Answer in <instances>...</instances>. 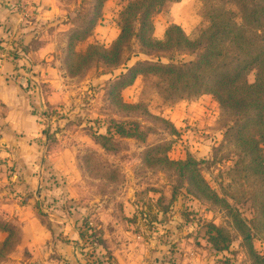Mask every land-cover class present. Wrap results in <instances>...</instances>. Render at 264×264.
Segmentation results:
<instances>
[{
    "label": "rangeland",
    "instance_id": "374dc122",
    "mask_svg": "<svg viewBox=\"0 0 264 264\" xmlns=\"http://www.w3.org/2000/svg\"><path fill=\"white\" fill-rule=\"evenodd\" d=\"M137 1L0 0V264H253L230 209L264 258V173L245 143L264 155V126L240 128L242 114L234 126L204 87L168 97L149 75L128 85L125 66L155 60L131 34L139 15L122 17ZM175 3L152 13L154 36L172 17L194 39L212 10L245 5ZM121 18L129 46L115 51Z\"/></svg>",
    "mask_w": 264,
    "mask_h": 264
},
{
    "label": "trees",
    "instance_id": "16d2710c",
    "mask_svg": "<svg viewBox=\"0 0 264 264\" xmlns=\"http://www.w3.org/2000/svg\"><path fill=\"white\" fill-rule=\"evenodd\" d=\"M167 1L175 3L181 0H138L130 3L127 11L122 13V17L126 12L130 15L136 12L134 16L139 15V29L131 34L138 38L141 45L139 52L155 59L145 63L138 60L133 66H125V71L131 75L128 85L138 76L149 75L164 84L168 97L173 96L172 93L176 91L199 92L204 87L222 107L234 111V126L240 121V118L237 119L240 114L247 122V125L240 128L245 129L248 125L264 126V0H243L245 5L239 13L232 10H212L208 26L194 39H190L175 23H169L162 37L157 38L153 35L151 15L160 11ZM247 4L252 8H245ZM128 20L130 19L126 18L124 21L121 18L119 21V32L111 45L112 50L129 46L127 40L123 41L130 29ZM175 55L194 57L190 60H175ZM252 70L255 76L251 83L247 80V75ZM117 129L125 137L139 139L143 135L137 127L133 132L124 130L122 125H118ZM261 139L264 140V132ZM245 143L250 148L253 171L257 175L263 174L264 155L260 152L258 142L248 138ZM230 211L253 264H264V258L252 246V236L246 222L237 212L232 209ZM0 229L9 233L10 226L0 224ZM215 230L220 241L225 243L223 247L227 248L230 239L220 228L216 227Z\"/></svg>",
    "mask_w": 264,
    "mask_h": 264
},
{
    "label": "crops",
    "instance_id": "0c3cea01",
    "mask_svg": "<svg viewBox=\"0 0 264 264\" xmlns=\"http://www.w3.org/2000/svg\"><path fill=\"white\" fill-rule=\"evenodd\" d=\"M175 4H177V3H175ZM5 13H7V12H5ZM0 16H1V12H0ZM169 23H175V24H177V25H179L182 29H183V27L181 26V24H179L177 21H176V19H172V17H171V20H169L168 22H167V24H166V26L169 24ZM165 28L166 27H164L163 28V31H162V33L161 34H158L157 36H155V37H157V38H161L162 37V35H163V33H164V30H165ZM184 30V29H183ZM119 31V30H118ZM7 87L6 88H8L9 87V85H6ZM2 96H4V99H5V101H10V99L12 98L11 97V91H10V88H8V89H6V90H3L2 91ZM17 100H18V98L17 97H15ZM13 101H15L14 99H13ZM15 102H17V101H15ZM9 125L8 126H6V127H4V128H6L7 130H9ZM17 128H18V130L17 131H19V132H21L22 130H23V128H24V125H18L17 126ZM37 126H31V129H30V131H32L33 132V130H37ZM16 129V128H15ZM30 133V132H29Z\"/></svg>",
    "mask_w": 264,
    "mask_h": 264
}]
</instances>
